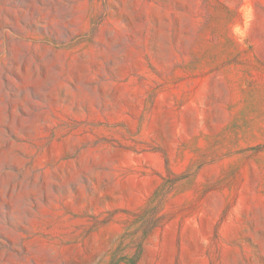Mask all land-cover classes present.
<instances>
[{
  "label": "rangeland",
  "instance_id": "1",
  "mask_svg": "<svg viewBox=\"0 0 264 264\" xmlns=\"http://www.w3.org/2000/svg\"><path fill=\"white\" fill-rule=\"evenodd\" d=\"M0 264H264V0H0Z\"/></svg>",
  "mask_w": 264,
  "mask_h": 264
}]
</instances>
